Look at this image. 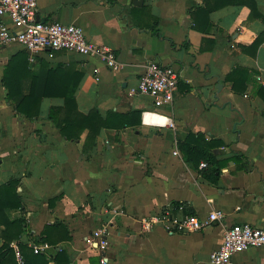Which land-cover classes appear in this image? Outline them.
I'll return each instance as SVG.
<instances>
[{"label": "crops", "instance_id": "0c3cea01", "mask_svg": "<svg viewBox=\"0 0 264 264\" xmlns=\"http://www.w3.org/2000/svg\"><path fill=\"white\" fill-rule=\"evenodd\" d=\"M36 18L81 27L124 68L113 72L66 51L31 57L21 46L0 44V186L20 180L23 206L7 215L26 221L11 247L27 248L34 259L32 246L48 238L54 246L41 253L48 264H57V250L67 256L63 264H101L86 239L107 229L108 264H211L227 229L264 228V42L256 53L251 47L264 33V0H38ZM152 62L181 74L171 106L155 108L138 92ZM234 71L244 91L228 80ZM76 84L78 110H95L111 126L95 141H87V130L69 140L49 119ZM12 93L43 97L39 117L18 114L7 100ZM207 142L219 143L209 148L223 163L217 183L200 154L189 151ZM170 207L178 217H224L192 233L160 222L145 228ZM234 261L264 264V249Z\"/></svg>", "mask_w": 264, "mask_h": 264}, {"label": "built area", "instance_id": "2783aa9c", "mask_svg": "<svg viewBox=\"0 0 264 264\" xmlns=\"http://www.w3.org/2000/svg\"><path fill=\"white\" fill-rule=\"evenodd\" d=\"M38 0H0V44L3 46L18 45L31 57L40 56L46 52L66 51L78 55L95 58L113 72H121L124 65L119 61L115 51L108 46H100L90 42L84 30L76 25L61 22H40L36 18ZM96 74L99 70H94ZM181 74L172 66L152 62L146 66L144 76L139 81L138 92L153 99L155 108L171 106ZM179 156V152H174ZM208 165L201 164L205 169ZM170 207L161 216L145 220L147 230H152L153 224L160 222L168 231L177 233H192L202 230L214 223L220 222L224 214L221 211L212 212L207 218L200 219L195 215L178 217ZM89 246L100 252L101 264H108L106 252L110 239L107 229H100L87 239ZM17 264H27L19 244H12ZM35 254H41L52 247L48 243L32 246ZM251 248L264 249V228L254 227L248 223L237 224L225 231L221 247L211 253V264H240L234 261V256Z\"/></svg>", "mask_w": 264, "mask_h": 264}, {"label": "trees", "instance_id": "16d2710c", "mask_svg": "<svg viewBox=\"0 0 264 264\" xmlns=\"http://www.w3.org/2000/svg\"><path fill=\"white\" fill-rule=\"evenodd\" d=\"M249 7L251 8L250 19H253V17L255 16V11L257 10L255 1L252 4H249ZM263 42L264 33L260 37H258L251 46L252 49H254L255 53L263 44ZM236 72L237 71L231 73V75L228 77V80L230 81V83L233 82L232 86L235 91H244L245 87L241 89L237 86V79L235 76ZM4 82L6 84L8 92L9 90L10 92H12L11 90L13 89L9 87V80L6 79ZM77 86L78 84L72 87V90L69 94L62 97L64 99V105L62 107H52L50 109L49 119L60 130L61 134L69 140L80 139L82 133L87 130V141H95L103 128H109L111 126L108 120L102 118L99 112L95 110L90 112L89 114H83L78 110L77 101L75 98V89L77 88ZM259 90H263L262 85L259 86ZM42 98L43 97H32L25 95L16 96L13 93L7 96V100L12 103L17 113L31 120L39 117ZM217 143L218 142H207L205 143L207 148L203 147L197 150L195 147H192L189 150H193L194 152L192 153L200 154L201 161L203 163H206L210 168L208 178L212 176L211 179L215 183L218 182L223 163L216 160L214 152H211L209 148H213ZM18 184H20V180L13 179L7 184L0 186V234L2 235L3 239H5L4 245L0 247V264H6V260L9 261L10 259H13L12 261L14 262V264H17L14 250L13 248H11V243L13 241H19L26 230V221L24 219L10 220L7 215L8 210H19L23 206V200L21 196L17 194V188L19 186ZM177 208L178 207L176 206V209ZM1 227H3V229H1ZM47 233L48 232L46 230L44 232V235L46 237ZM43 243H48L49 245H51V247L54 246L48 242V238H45ZM26 249L27 248L25 247L21 248L23 254L27 253L25 251ZM31 253L33 254L34 259H30L27 254L26 256L24 254L27 264H48L49 260L45 255L35 254L33 249H31ZM66 257L67 256L63 254V251L60 252L58 250L56 251V255L54 256L57 264H63L65 262L63 258Z\"/></svg>", "mask_w": 264, "mask_h": 264}, {"label": "water", "instance_id": "95a60500", "mask_svg": "<svg viewBox=\"0 0 264 264\" xmlns=\"http://www.w3.org/2000/svg\"><path fill=\"white\" fill-rule=\"evenodd\" d=\"M141 2H142V0H140V1L139 0H134V4L136 3V5L140 4ZM218 88L220 89V86Z\"/></svg>", "mask_w": 264, "mask_h": 264}]
</instances>
